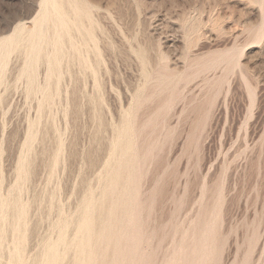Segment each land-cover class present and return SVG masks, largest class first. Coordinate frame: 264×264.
I'll return each instance as SVG.
<instances>
[{"label":"rangeland","instance_id":"1","mask_svg":"<svg viewBox=\"0 0 264 264\" xmlns=\"http://www.w3.org/2000/svg\"><path fill=\"white\" fill-rule=\"evenodd\" d=\"M40 1L0 0V38L30 25ZM84 1L97 25L100 57L93 42L85 49L96 75L65 62L46 102L20 77L24 51L0 72V197L21 192L29 205L25 258L58 236L64 216L76 221L90 188L98 193L115 130L132 111L130 249L108 260L264 264V0ZM47 67L39 63L35 87ZM26 151L32 163L19 181Z\"/></svg>","mask_w":264,"mask_h":264},{"label":"bare ground","instance_id":"2","mask_svg":"<svg viewBox=\"0 0 264 264\" xmlns=\"http://www.w3.org/2000/svg\"><path fill=\"white\" fill-rule=\"evenodd\" d=\"M92 7L91 4H87L84 0H41L39 11L30 22V25L26 23L17 24L11 34L0 38V72L5 70L14 52L24 51V64L20 71V77L27 78L28 89L30 91H42L44 101L49 100L53 93L58 90L61 77L65 73L63 71L66 70L65 68L63 69L66 64L65 62L73 65L71 60H74L75 64V59H77L80 62L79 65L83 66V70L85 68L92 69L96 75L97 72L90 62L92 60L89 59V53L85 52L88 44L93 42L95 46L92 43L94 48L91 52L95 53L93 55L94 58L95 56H99V50L96 46V36L94 34V29L97 25L92 19L93 15L91 16L93 12ZM85 21L86 24L87 21L90 22L88 27ZM42 60L48 66L45 73V83L42 86L36 84L35 87L34 83L38 80V66ZM66 71H69V69ZM53 84L56 85V91L52 89ZM131 112H126L123 123L115 130L117 133L115 135L116 138L111 144V154H109L110 156L104 166L105 169L99 177L98 193L96 192L97 189L90 188L88 190L83 200H81L82 203L79 207L76 221L64 216L54 225L59 229L58 236L45 241L41 253L35 259L33 258L32 262L25 258L29 228L27 218L29 205L25 204L26 202H22L23 200L21 201V192H18V195L14 194L15 197L11 200L9 199L10 197H0V264H3L2 258H5L3 256L5 254L3 249H5L4 244L10 230L14 237L12 245H8L10 246L9 257L5 264H65L69 251L72 252V264H118L116 261L108 259L112 257L116 250L122 253V247H125L124 241L127 242V235L129 234V226L131 224L130 209L132 200L129 193L131 195L133 193L128 189L129 187L131 188V181L134 182V177L133 180L131 177L135 175L132 173L135 170V168L133 170V165L135 166L136 162L133 161V157L136 155L134 153L136 152L134 151V146H136L134 141L136 139L134 138L135 136L133 137L134 128H132L133 117ZM35 124L33 122L30 126L27 139V144L29 145L27 146L30 149H32L31 147L33 146L31 145L37 137ZM62 151L61 144L55 155L56 164L61 158ZM29 154L28 151L27 154L20 158L18 167L19 181H22L26 177V174L29 175L28 166L30 160H32ZM19 183L16 184L18 189L22 187ZM10 211L13 214L11 225L9 222ZM73 223L76 229L70 238L69 228ZM128 247L125 248L128 249ZM119 253L116 252L114 256ZM124 254L127 255V253ZM125 255L121 254L119 256L125 257ZM126 258H129V255ZM179 260L182 262L181 259ZM133 261L135 260L133 259ZM118 262L119 264L121 262L124 264L123 261Z\"/></svg>","mask_w":264,"mask_h":264}]
</instances>
